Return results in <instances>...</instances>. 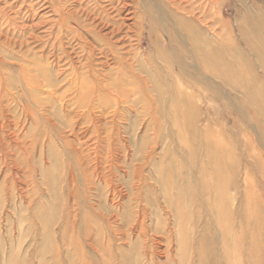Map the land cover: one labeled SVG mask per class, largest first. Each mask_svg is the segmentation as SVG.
Returning <instances> with one entry per match:
<instances>
[{
	"label": "rangeland",
	"instance_id": "374dc122",
	"mask_svg": "<svg viewBox=\"0 0 264 264\" xmlns=\"http://www.w3.org/2000/svg\"><path fill=\"white\" fill-rule=\"evenodd\" d=\"M205 5L207 70L138 0H0V264H264V0Z\"/></svg>",
	"mask_w": 264,
	"mask_h": 264
},
{
	"label": "bare ground",
	"instance_id": "6f19581e",
	"mask_svg": "<svg viewBox=\"0 0 264 264\" xmlns=\"http://www.w3.org/2000/svg\"><path fill=\"white\" fill-rule=\"evenodd\" d=\"M138 1L142 4V7H143L142 11L144 13L145 19L148 18L149 21H152L151 22L152 25L157 26V28H159L160 26H163L164 23H167V22L169 23L176 22L178 27L180 28L182 35L184 36L186 40L187 45L189 46V49L192 51V53L196 55L197 60L200 63V65L203 67V69L207 70V66L209 65V63L213 62L210 56V53H209L210 50H212L214 47L213 41L221 38L220 37L221 29H215L213 25L215 21H212V22L209 21V17L207 13L208 6L205 5V1L207 0H195L194 1L195 3H190L193 0H162L163 3L166 4L164 9L169 18L167 20L162 19L160 17V14L156 9V4L158 3L157 0H138ZM169 6H171V9L169 8ZM255 9L256 8L248 9V12H247L248 16L247 18H244L243 20L240 21L241 24H240L239 30H240L242 38L245 41V43H242L243 44L242 46H244L245 49L249 50L250 53L252 52V53L257 54L256 56H258L259 60L263 64L264 63V10L258 9V11H255ZM164 31L168 35L167 37L170 39V41L173 42V40L175 39L173 33L166 30V28H164ZM154 32H155L154 30H151V33H154ZM155 44L157 48L159 49L158 57L164 60H168L167 58L168 56H166L165 54L166 52L164 53V49L161 47L163 46V43L159 39H157L155 41ZM224 46L228 50H231V51L234 50L236 54L238 55L237 60H241L240 62H243L244 64L247 63V66H249L250 69L252 68L250 60L246 58L245 54L240 49L241 46H239L237 49V47L234 46V44L232 45V43L230 42L229 43L227 42L226 44H224ZM221 59L223 58L221 57ZM219 172L220 171L217 172L218 175L215 181L216 187H218L219 191H221L220 196L218 198L217 207L220 211L222 210V214H223L222 216H224L227 210L226 209L227 198L225 197L226 194H224L223 191L227 189V179H225L226 178L225 173L222 172L221 174ZM249 196L251 198V195Z\"/></svg>",
	"mask_w": 264,
	"mask_h": 264
}]
</instances>
